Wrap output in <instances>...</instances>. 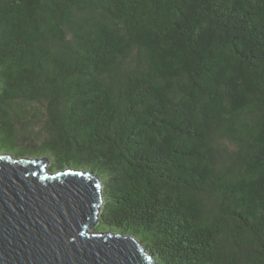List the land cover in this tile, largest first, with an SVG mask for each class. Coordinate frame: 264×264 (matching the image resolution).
<instances>
[{
  "label": "trees",
  "instance_id": "1",
  "mask_svg": "<svg viewBox=\"0 0 264 264\" xmlns=\"http://www.w3.org/2000/svg\"><path fill=\"white\" fill-rule=\"evenodd\" d=\"M0 142L156 264H264V0H0Z\"/></svg>",
  "mask_w": 264,
  "mask_h": 264
},
{
  "label": "water",
  "instance_id": "2",
  "mask_svg": "<svg viewBox=\"0 0 264 264\" xmlns=\"http://www.w3.org/2000/svg\"><path fill=\"white\" fill-rule=\"evenodd\" d=\"M0 151V264H156L136 236L97 232L101 178Z\"/></svg>",
  "mask_w": 264,
  "mask_h": 264
},
{
  "label": "rangeland",
  "instance_id": "3",
  "mask_svg": "<svg viewBox=\"0 0 264 264\" xmlns=\"http://www.w3.org/2000/svg\"><path fill=\"white\" fill-rule=\"evenodd\" d=\"M23 149V146L21 145H15L13 143H2L0 142V151L2 152H11L13 153L14 155H18V154H21V151Z\"/></svg>",
  "mask_w": 264,
  "mask_h": 264
}]
</instances>
